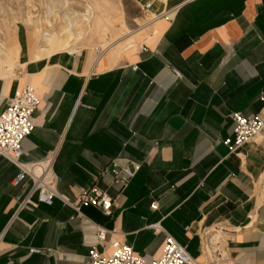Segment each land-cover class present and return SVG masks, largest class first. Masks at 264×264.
<instances>
[{
	"label": "crops",
	"instance_id": "obj_1",
	"mask_svg": "<svg viewBox=\"0 0 264 264\" xmlns=\"http://www.w3.org/2000/svg\"><path fill=\"white\" fill-rule=\"evenodd\" d=\"M148 15L144 32L105 51L42 50L33 34L18 35L15 67L0 57V114L36 89L22 162L55 154L64 200L17 214L29 183L13 187L19 170L0 156V264H86L114 239L158 259L159 223L199 264H264V136L240 155L223 143L232 113L264 115V0H158ZM117 158L140 165L126 187L103 174ZM93 185L116 199L110 216L69 205Z\"/></svg>",
	"mask_w": 264,
	"mask_h": 264
},
{
	"label": "built area",
	"instance_id": "obj_2",
	"mask_svg": "<svg viewBox=\"0 0 264 264\" xmlns=\"http://www.w3.org/2000/svg\"><path fill=\"white\" fill-rule=\"evenodd\" d=\"M151 9L152 3H147L142 8L145 13H149ZM40 105L41 99L36 89L26 86L15 93L7 109L0 114V156L19 170L12 181V186L19 187L29 183L24 199L18 204L17 214L27 207L52 206L55 199H62L57 191V178L53 173L55 154L43 162L31 164L22 162V143L36 129L34 115ZM230 118L236 125L234 138L223 141L230 154L240 155L246 145L264 136V115L245 117L241 113H232ZM139 169L140 165L137 163L117 158L110 162L103 174L111 175L115 184L126 187ZM69 205L78 213L80 206H92L107 216L112 214L114 207H118L116 199L98 185L85 190L80 196L78 205ZM151 208L158 210V204L154 203ZM149 228L155 234H162L165 237L163 253L158 259L139 257L132 246L114 239L111 243L113 252L110 255L99 253L97 247L90 248L86 264H199L189 255L186 247L171 236L160 223ZM97 230L98 242L102 246L109 232L101 227ZM1 240L0 238V242ZM32 252L42 253L40 250H32ZM222 260L221 256L215 263Z\"/></svg>",
	"mask_w": 264,
	"mask_h": 264
},
{
	"label": "rangeland",
	"instance_id": "obj_3",
	"mask_svg": "<svg viewBox=\"0 0 264 264\" xmlns=\"http://www.w3.org/2000/svg\"><path fill=\"white\" fill-rule=\"evenodd\" d=\"M88 5L93 8L94 18L91 24L77 20L82 37L73 44L75 51L88 47L104 51L130 32H144L152 19L135 0H0V43L6 50L14 52L18 35L27 37L28 44L33 39V31L38 29L39 35L48 31L61 36L66 27L65 15L68 12L81 14ZM29 17L32 22L28 23ZM47 19L52 22V27L47 25ZM13 57L6 59L12 60L15 67Z\"/></svg>",
	"mask_w": 264,
	"mask_h": 264
},
{
	"label": "bare ground",
	"instance_id": "obj_4",
	"mask_svg": "<svg viewBox=\"0 0 264 264\" xmlns=\"http://www.w3.org/2000/svg\"><path fill=\"white\" fill-rule=\"evenodd\" d=\"M69 5V3H68ZM70 6V5H69ZM93 17H92V15ZM65 29L63 31V34L61 36H56L55 34H52L50 32H44L42 35H39V29L36 30L34 36L37 38L36 41L38 42L39 49L46 50L47 47L49 49H52L53 51H58L62 49L70 48L76 41H79L82 37V32L77 28V20H82L86 23L91 24V19L94 18V11L93 8L88 5L85 9V11L81 14H73L68 12L67 15H65ZM64 16V17H65ZM32 22L31 18L29 17L28 21ZM41 21H38L40 23ZM47 25L49 27H52V22L47 19ZM37 23V24H38ZM40 26V24L38 25ZM92 30V27H90ZM53 30V29H52ZM57 33V31H56ZM129 34V33H128ZM125 38V37H124ZM13 42V41H12ZM15 42V40H14ZM117 42V41H116ZM18 46V41L16 40L14 49ZM111 48V47H109ZM13 52L12 50L8 51L4 48L3 43H0V57L10 58V56H15V53H17L19 50L16 49ZM105 51V50H104Z\"/></svg>",
	"mask_w": 264,
	"mask_h": 264
}]
</instances>
